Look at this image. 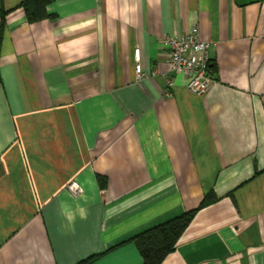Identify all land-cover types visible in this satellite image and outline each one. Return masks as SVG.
<instances>
[{
    "label": "crops",
    "instance_id": "1",
    "mask_svg": "<svg viewBox=\"0 0 264 264\" xmlns=\"http://www.w3.org/2000/svg\"><path fill=\"white\" fill-rule=\"evenodd\" d=\"M21 1L0 0V264H142L132 237L211 190L160 264H264V0H52L36 22ZM193 25L202 95L163 46Z\"/></svg>",
    "mask_w": 264,
    "mask_h": 264
},
{
    "label": "built area",
    "instance_id": "2",
    "mask_svg": "<svg viewBox=\"0 0 264 264\" xmlns=\"http://www.w3.org/2000/svg\"><path fill=\"white\" fill-rule=\"evenodd\" d=\"M213 43L201 37L197 25H193L181 36L167 35L163 39V46L168 51L169 69L174 74H182L187 79L186 87L192 93L202 95L215 79V73L211 67L209 55ZM135 71L137 79L142 80L145 76L141 72L139 49L134 50ZM173 86L172 77L167 78V88L165 96H171ZM68 191L73 195L82 192L81 184L76 180H71L67 184Z\"/></svg>",
    "mask_w": 264,
    "mask_h": 264
},
{
    "label": "trees",
    "instance_id": "3",
    "mask_svg": "<svg viewBox=\"0 0 264 264\" xmlns=\"http://www.w3.org/2000/svg\"><path fill=\"white\" fill-rule=\"evenodd\" d=\"M51 2L52 0H23L19 6L23 9L29 22H36L54 16L47 11V5ZM0 18L3 23L5 11H0ZM211 67L213 68L212 65ZM98 182L101 187H104L106 180L104 177L98 176ZM217 200L218 197L211 190L204 195L196 208L134 235L132 239L139 250L142 264H160L165 256L175 249L178 238L191 222L197 210ZM94 258L95 256H91L76 264H87Z\"/></svg>",
    "mask_w": 264,
    "mask_h": 264
}]
</instances>
